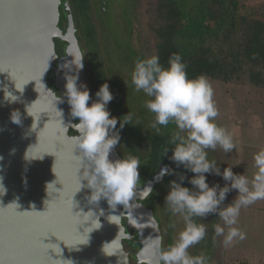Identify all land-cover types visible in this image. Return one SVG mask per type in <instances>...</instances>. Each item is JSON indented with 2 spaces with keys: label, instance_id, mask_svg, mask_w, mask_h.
I'll list each match as a JSON object with an SVG mask.
<instances>
[{
  "label": "water",
  "instance_id": "water-1",
  "mask_svg": "<svg viewBox=\"0 0 264 264\" xmlns=\"http://www.w3.org/2000/svg\"><path fill=\"white\" fill-rule=\"evenodd\" d=\"M55 39L63 43L60 54ZM79 56L82 54L66 1L62 4L61 0H0V177L6 189L0 196L3 264H145L146 258L153 254V239L160 236L152 209L138 196L129 202L138 206L126 209L117 205L111 210L104 199L97 204L89 203L87 196L91 193L87 188L75 193L77 163L73 155H79V150L73 151L68 137L78 133L69 127L65 135L59 119L65 125L79 122L71 116L65 96L64 75L68 69L61 68ZM48 60L41 82L59 98L55 102V107L62 111L59 119L52 94L40 83ZM71 67L69 75L75 74V66ZM78 77V86L82 83L89 90L90 105L95 98L84 64ZM29 80L32 81L26 84ZM8 93L18 99L9 102ZM13 111L20 113L19 125L11 121ZM29 147L43 158L26 160ZM109 159L122 158L114 148ZM162 169L160 165L141 189L152 188L159 182ZM53 182L47 192L46 185ZM73 194L72 212L84 216L70 213ZM89 211L102 226L88 234L87 244H80L90 230L85 229L90 224L86 222ZM112 214L120 215L117 225L107 220ZM131 232L136 234L139 244L128 248L123 241L132 238ZM116 236L117 240L106 246L103 253V245Z\"/></svg>",
  "mask_w": 264,
  "mask_h": 264
},
{
  "label": "clouds",
  "instance_id": "clouds-1",
  "mask_svg": "<svg viewBox=\"0 0 264 264\" xmlns=\"http://www.w3.org/2000/svg\"><path fill=\"white\" fill-rule=\"evenodd\" d=\"M82 60L83 55L73 57L71 64L61 65V68L68 69V72L73 71L72 65L75 66V74L69 75L68 72H65L64 87L71 116L74 119L78 118V123L63 124L62 119H59L62 117V111L55 107V102L59 98L51 89H46L41 82V78L48 68L49 60L40 77V83L54 98L53 104L65 135H67L69 127L78 133V135L68 137L72 141L73 151L79 150V155H73L77 163L78 188L75 193L82 188H87L91 193L87 196L89 203L97 204L101 199H104L111 210H115L117 205H123L126 209L136 207L138 205L129 203L134 197L147 199L152 192L151 187L143 189L139 187L138 169L141 165L139 158L128 154L124 155L123 159H109L110 152L120 141L119 133L114 131L118 119L120 127L123 128L126 124H132L133 113L128 112L121 118L111 117L107 104L113 99V95L109 91L107 83L99 87L95 94L97 100L89 105V90L86 85L81 83L78 86L77 83L78 72L83 68ZM186 67L180 54L173 53L167 61V67L160 63L158 55L153 54L150 57L137 58L130 72V83L134 91L143 92L148 97L144 101V107L154 117L150 123L151 129L161 135L163 134L162 127L167 128L170 124L174 125L167 141V145L172 146L170 159L177 166L182 165L185 170L194 174L188 180L193 186L191 189L182 186L185 180L183 175L178 177L180 182L170 181V190L165 196V210L172 216L179 217L184 226L178 232L173 243L166 248L163 246L162 237L154 238L153 254L146 258L145 264H210L211 258L205 252L202 251L198 255H192L189 252L190 248L205 239L207 233L205 223L197 222V219L205 218L209 214L218 215L224 226L213 224L214 233L215 236L223 237L222 244L227 249L234 242L246 239V233L236 226L241 209L257 200H264V149L253 157L255 172L252 177L246 174H235L232 167L220 169L218 166H224L225 162L219 161L221 164L218 165L215 160L208 158V149L215 150L220 147L225 153H228L236 145L231 133L216 123L219 112L213 100V89L208 79L204 75L188 78ZM30 81L32 80L26 84ZM8 94V97L5 96V98L9 102H15L18 99L11 93ZM38 99L39 96L33 103ZM10 118L17 125L21 123L18 111H13ZM168 146L164 148L163 152L168 151ZM31 148L29 147L25 153L26 160L43 158V155L42 158H39L38 155L32 153ZM81 169H83L82 172ZM171 171V169H162L160 175ZM205 174L220 176L226 183L223 187L219 184L209 186ZM2 180L3 177H0V196L6 191ZM53 186L54 182L48 183L46 185L47 192ZM56 190L59 191L62 188ZM232 190H236L237 195L232 203L225 206L223 202ZM74 194L69 209L72 215L79 213L72 212ZM79 214L81 215V213ZM86 214V222H90V224L85 229L90 228V230L80 244H87L88 234L102 226L91 211ZM100 214L103 215V210ZM119 217L120 215L112 214L107 216V220L109 223L117 225L116 221ZM116 240L117 236L111 242L105 243L102 247L103 253H105L106 246ZM0 264L3 262L0 261Z\"/></svg>",
  "mask_w": 264,
  "mask_h": 264
},
{
  "label": "rangeland",
  "instance_id": "rangeland-1",
  "mask_svg": "<svg viewBox=\"0 0 264 264\" xmlns=\"http://www.w3.org/2000/svg\"><path fill=\"white\" fill-rule=\"evenodd\" d=\"M148 1L158 0H87L85 23H82L84 25L76 21L77 28H81L79 31L89 27L94 30V38H90L85 53H82L86 75L90 77L95 71L97 78L93 94H96L102 84L107 83L113 95V99L107 104L108 111L116 110L119 106L117 101L120 102L126 114L133 113L132 121L136 122L135 125L153 120V114L144 107V101L148 97L143 92H135L130 83V72L135 60L154 53L156 40L146 28L148 16L144 12ZM79 37L84 51L80 34ZM207 79L212 86L213 100L219 112L216 123L231 133L236 145L228 153L220 147L209 149V153L211 150L213 153L208 157L219 153V157L209 159L216 160L218 164H221L219 161L229 164L235 174L246 172V175L252 177L255 172L253 157L264 149V88L252 85L247 75H242L237 82ZM115 110L112 114L118 117ZM168 128L171 132L174 125L170 124ZM124 135L123 133V139ZM223 156L226 158L222 159ZM218 167L224 169V166ZM205 175L209 186L219 184L223 187L222 177ZM169 190L170 186L166 195ZM236 195V190L230 191L224 205L232 203ZM157 201V197L150 196L147 203L155 207L162 243L167 247L173 243L184 225L179 217L172 216L165 210V200L160 203ZM197 222L205 223L207 233L203 241L189 249L192 255L203 251L211 258L210 264H231L240 260L243 264L264 263V200H257L241 209L236 226L246 233V239L234 242L227 249L223 247V237L215 236L214 233L213 224L224 226L218 215L209 214L205 218H198Z\"/></svg>",
  "mask_w": 264,
  "mask_h": 264
},
{
  "label": "trees",
  "instance_id": "trees-1",
  "mask_svg": "<svg viewBox=\"0 0 264 264\" xmlns=\"http://www.w3.org/2000/svg\"><path fill=\"white\" fill-rule=\"evenodd\" d=\"M61 1L64 4V0ZM66 4L70 9V18L78 47L81 54L85 53L90 38L91 40L94 38V30L89 27V29L79 31L81 28H77L76 21L80 24L85 23L84 13L87 0H67ZM63 11H65L64 6ZM144 12L148 16L146 28L156 40L153 54L159 56L163 66L167 67L169 57L177 53L181 55L182 61L186 64V72L190 79L204 75L222 82H237L242 75H247L252 85L264 88V1L158 0L148 1ZM65 13L62 19L63 26V22L66 21ZM79 34L84 43V51ZM55 43L56 50L60 54L63 43L56 39ZM150 56L143 55L142 58ZM93 74L90 77L86 76L96 101L97 97L93 94V88L97 83L95 71ZM49 80L51 81L50 78ZM117 104L119 106L114 110L119 116L112 114L114 110L109 112L111 117L121 118L126 113L120 102L117 101ZM151 122H139L135 125L136 122L132 121V124H126L121 128L118 119L114 131L119 133L120 141L115 149L122 159L128 154L139 158L141 163L138 169L139 187L156 173L160 164L164 169L172 170L162 175L159 182L154 183L152 192L148 196V198L157 197V203H160L165 200L170 181L180 182L178 177L183 175L185 180L182 186L191 189L193 186L188 180L194 174L185 170L182 165L177 166L170 159L172 146L167 145L171 134L170 129L166 128L164 131L165 128L162 127L163 134L158 135L151 129ZM123 133L125 134L124 139L122 138ZM166 146H168V151L165 153L163 151ZM208 150V155L213 153L212 150L210 153ZM215 156L219 157L220 154L208 158L213 159L212 157ZM225 158L222 157V159ZM148 198L143 199L142 203L152 209L157 220L155 207L147 203ZM122 222L124 223L125 220L123 219ZM159 230L162 237L161 228ZM131 233L132 238L123 241L125 246L130 248L139 244L136 234ZM163 246L166 248V244ZM231 264H243V261Z\"/></svg>",
  "mask_w": 264,
  "mask_h": 264
},
{
  "label": "crops",
  "instance_id": "crops-1",
  "mask_svg": "<svg viewBox=\"0 0 264 264\" xmlns=\"http://www.w3.org/2000/svg\"><path fill=\"white\" fill-rule=\"evenodd\" d=\"M225 167H230V166H229V164L226 163V164L224 165V168H225ZM238 172H240V169H239V168H238ZM238 174H239V173H238ZM244 174H246V172H244ZM225 183H226V182L223 181V186L225 185Z\"/></svg>",
  "mask_w": 264,
  "mask_h": 264
},
{
  "label": "flooded vegetation",
  "instance_id": "flooded-vegetation-1",
  "mask_svg": "<svg viewBox=\"0 0 264 264\" xmlns=\"http://www.w3.org/2000/svg\"><path fill=\"white\" fill-rule=\"evenodd\" d=\"M64 1H67V0H64ZM160 165H161V164H160ZM142 186H143V185H142ZM142 186H141V187H142ZM141 187H140V188H141ZM124 245H125V244H124ZM128 248H129V247H128Z\"/></svg>",
  "mask_w": 264,
  "mask_h": 264
}]
</instances>
